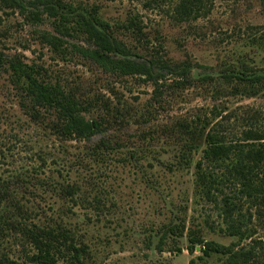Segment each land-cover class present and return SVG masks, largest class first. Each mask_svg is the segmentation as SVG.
Returning a JSON list of instances; mask_svg holds the SVG:
<instances>
[{"label": "rangeland", "instance_id": "374dc122", "mask_svg": "<svg viewBox=\"0 0 264 264\" xmlns=\"http://www.w3.org/2000/svg\"><path fill=\"white\" fill-rule=\"evenodd\" d=\"M178 3L0 0V52L88 103L87 118L106 116L111 142L60 134L53 110L33 118L0 67V187L7 217L20 224L5 232L0 264H31L35 250L21 230L30 224L70 231L88 264H223L201 246L187 250L190 229L237 242L220 231V203L195 193L196 168L210 145L264 142V0H215L188 19ZM55 21L95 47L108 70L43 43L37 30ZM182 121L201 128L185 162L169 131ZM250 228L264 242V220Z\"/></svg>", "mask_w": 264, "mask_h": 264}, {"label": "trees", "instance_id": "16d2710c", "mask_svg": "<svg viewBox=\"0 0 264 264\" xmlns=\"http://www.w3.org/2000/svg\"><path fill=\"white\" fill-rule=\"evenodd\" d=\"M215 0H179L176 13L185 18L205 15ZM204 12V13H202ZM36 21L42 22L40 18ZM134 19L130 24L138 26ZM41 41L54 50L80 55L103 70L108 67L99 51L89 45L76 41L77 32L63 22H53L52 30H37ZM0 67L10 75L13 85L17 86L29 103L33 118L39 117L41 110H53L54 127L69 138L90 141L97 135H105L108 119L100 114L89 119L86 114L90 105L67 92L60 84L44 81L38 76V69L26 64L20 56H9L0 52ZM200 124L178 122L169 128L172 136L180 137L182 162L194 148L200 136ZM111 142L103 136L101 145L110 146ZM195 193L212 203H220L223 223L221 228L225 236L235 237L237 242L224 245L215 241H206L198 232L189 230L187 250L193 253L201 246L205 257L213 254L224 257L223 264H263L264 242L253 239L250 228L253 219L264 220V142L236 143L230 145H210L203 150L197 163ZM6 196L0 187V250L5 232L17 228L18 220L7 217L4 209ZM245 206L249 208L248 213ZM185 225L178 236L185 234ZM22 234L30 242L35 252L30 256L31 264H58L61 259H70L72 264H88L85 256L86 246L75 243L72 233L63 228L45 227L37 224L25 225ZM163 241V238L160 239ZM249 241L247 245H242Z\"/></svg>", "mask_w": 264, "mask_h": 264}]
</instances>
